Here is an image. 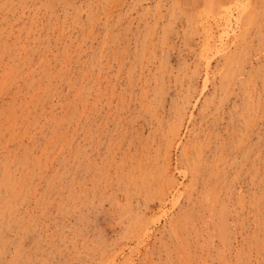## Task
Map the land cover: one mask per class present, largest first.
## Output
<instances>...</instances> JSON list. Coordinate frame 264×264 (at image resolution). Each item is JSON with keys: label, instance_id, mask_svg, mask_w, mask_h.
Masks as SVG:
<instances>
[{"label": "rangeland", "instance_id": "rangeland-1", "mask_svg": "<svg viewBox=\"0 0 264 264\" xmlns=\"http://www.w3.org/2000/svg\"><path fill=\"white\" fill-rule=\"evenodd\" d=\"M0 264H264V0H0Z\"/></svg>", "mask_w": 264, "mask_h": 264}]
</instances>
